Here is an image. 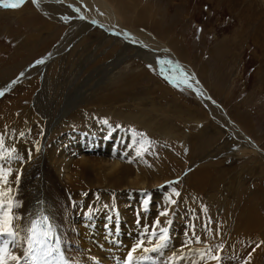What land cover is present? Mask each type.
<instances>
[{
    "label": "rangeland",
    "instance_id": "rangeland-1",
    "mask_svg": "<svg viewBox=\"0 0 264 264\" xmlns=\"http://www.w3.org/2000/svg\"><path fill=\"white\" fill-rule=\"evenodd\" d=\"M41 1L55 5L62 2L67 14L63 10L54 13L41 10L36 5L38 0L35 3L24 0L14 9L0 7V90L11 80L19 79V84H13V89L5 91L0 99V160L3 165L12 163L13 159L2 157L17 153L13 163L21 168L15 174L0 177L3 210L7 212L6 207L14 195L29 197L36 189L34 179L46 180L40 167L43 163L48 172L46 154L52 151L60 154L62 141L73 138L76 142L84 134L93 140H104L102 128L108 124L111 131L125 130L132 136V142H141L142 156L133 150V161L141 158L149 175L158 176L160 180L167 178L162 182L150 179L145 185L162 186L163 202L168 197L181 205L175 208L182 216L181 221L174 222L178 231L175 235L188 238L183 226L189 224V229H193L195 225L185 221L188 210L184 204L194 202L193 208L210 206L207 231L204 221L196 223L199 235L204 238L203 244L185 247L186 251L197 247L185 254L198 253V258L186 260L187 264H249L252 254L257 257L264 252V0H102L114 13L115 20L100 13L98 19H94L89 13L85 14L86 6L81 11L74 0ZM249 5L251 10L247 11ZM92 20L99 24H93ZM119 24L130 30H127L128 39L135 37V33L138 39L125 40L126 35L116 29ZM67 37L72 41L71 46L65 45L62 52H57L61 41ZM137 40L143 43L140 48L150 59L135 55ZM173 42L180 47L178 50L171 47ZM156 46L162 51L154 49ZM164 52H173V56L170 53L172 62V58H176L175 61L193 71L202 83V92L215 106V102L219 103L218 107L222 105L229 121L237 123L246 140L263 153L252 145V148L246 147L237 140L225 120L205 108L201 99L203 93L200 95L195 86H188V79H183L185 73H172L167 69L168 57ZM158 59L159 66L155 64ZM157 71L168 78L177 77L179 83L169 84ZM20 73L24 78H19ZM40 100L47 103L46 106L50 103L46 108L52 121L58 119L51 134V130L45 132L46 115H25L40 110ZM69 109L80 110L77 124L71 122L70 115L66 116ZM158 110L169 114L174 128L171 134L164 130L159 132L164 121ZM63 111L65 116L59 118ZM102 112L111 114L106 117ZM131 114L154 119L153 128L146 129L142 122L129 117ZM63 127L68 130L65 132ZM87 127L94 135H89ZM47 132L49 136L43 142ZM76 156L69 159L73 171L82 160ZM131 168L137 170L133 164ZM97 169L94 167L95 171ZM81 175L85 180L78 185V195L74 198L77 203L90 200L94 191L84 187L92 188L97 182L92 173ZM166 181L171 184H165ZM152 191H146L149 197L144 198L145 205L148 202L149 206L153 205L148 201ZM118 195H110L109 199L119 203ZM193 195H198L196 202L192 201L195 200ZM91 206L86 203L85 211ZM104 212L105 209L98 210L96 217L105 216ZM169 217L167 220L173 224L174 214ZM169 233L171 230L168 236ZM241 235L248 238L243 246L240 245L244 244ZM173 249L180 247L173 246ZM206 249L210 252L201 258L200 254ZM171 250L165 257L174 264L177 257L173 254L179 252ZM210 255L219 256L220 260H211ZM256 262L264 264V256Z\"/></svg>",
    "mask_w": 264,
    "mask_h": 264
},
{
    "label": "bare ground",
    "instance_id": "bare-ground-1",
    "mask_svg": "<svg viewBox=\"0 0 264 264\" xmlns=\"http://www.w3.org/2000/svg\"><path fill=\"white\" fill-rule=\"evenodd\" d=\"M63 1H66V0H63ZM74 1L79 6H76L75 4L74 5L78 9L81 8L80 9L81 11H82V7L84 8V6H86L87 8L85 10L86 11L85 14L89 13V15L94 19L97 17V15L99 16V13L105 17L111 18L112 20L116 19L115 16H112V15H114V13L108 8V5H106L105 3L102 2V0H74ZM62 4L63 3L61 2V5ZM36 5L38 7H40L41 10L46 9V11L48 13H54V12H57L60 10H63V12H66V9L63 6H61L59 4L55 5V3L54 4H44V2H42L41 0H38V3ZM0 7H2V6H0ZM250 7L251 6L249 5V7H247L246 10L247 11L251 10ZM131 8L133 9L134 7L132 6ZM141 12L143 13V11H141ZM58 13H60V12H58ZM75 13H78V12H75ZM66 14H67V12H66ZM140 18H141V15H140ZM96 19H98V18H96ZM256 19L258 20L257 17H256ZM125 20H126V18H125ZM109 22H110V19H109ZM92 23L95 25L99 24L97 21H93V20H92ZM105 23H106V21H105ZM116 29L119 30L121 33H123V35L124 34L126 35L125 40H128V42L129 41H135V39H138V36H136V33L133 34V36H135V37H132V39H128L127 37L130 35H128L127 30H129V29L125 30L124 28H122L120 26V24H119V28H116ZM118 34H119V32H118ZM146 39H148V38H146ZM150 41H152V40L150 39ZM61 42H62L61 47L57 49V52H59V53L62 52L63 46L70 45V43H72V41H69L68 37H67V39H64ZM141 43L142 42L137 40V42H136L137 45H135V47H136L135 55L137 57L150 59V57H147L146 54L141 50L142 48H140V46H144L143 43L142 44ZM151 43H153V42H151ZM148 45H150V44H148ZM128 46H130V45H128ZM152 46H148V47H152ZM156 47L154 49L161 50L159 47H157V48ZM171 47L173 49H176V50H178L180 48L174 42H173ZM124 48H125V50H128V47H124ZM151 53H153V52H150V54ZM164 53H165V55H167V57H168V55L170 56V53L173 56V52H169V53L164 52ZM179 56H180V54H179ZM61 59H63V58H61ZM172 59H174L173 63L176 64V61H175L176 58H172ZM155 64L159 66V59H158L157 63H155ZM180 68H181V71L183 73H185L186 76H188L187 79L189 81V84L191 85V88L193 86H195L196 87L195 89L201 95L203 87L201 86V88H200V84L197 83L196 79L194 78V75L190 72L189 68L184 67L182 64H180ZM112 73H114V72H112ZM26 74H29V73H26ZM20 77L24 78V76H20ZM55 88H56V86H55ZM205 91H207V90H205ZM39 93L41 94V92H39ZM118 97H119V95H118ZM200 97L201 96H199L198 98H200ZM201 99L202 100L204 99L203 103H204L205 108L206 107L209 108L208 110H210V112L212 114H215V113L218 114L219 115L218 117L220 119L225 120L227 122L226 124L231 126V131L235 134L237 140L245 143L246 147H250V148L253 147V148H255V150H257L259 152L261 151L263 153V151L261 149H259L258 147L256 149V147L254 146V144L252 142H248V140H246V137L244 135H242L241 130H240V126H238L237 123L235 124V123L229 121V119H228L229 117L225 113L226 111L224 112L223 110H221L222 108L220 106H222V105H220L219 107L215 106L213 104V102H211L209 100L210 97L204 93H203V96ZM107 100H109V99H107ZM39 104L42 106V107H40V110L35 109L34 112L29 111V112H27V114H25V113L24 114L26 116H30L32 113L33 114L36 113L39 116L46 115V116H44V118L46 119L48 126L46 127L45 132H46V130H51V132H50V134H51L52 129H54V126L56 124H58V122H57L58 119L52 121V119H51L52 115L50 114V111L47 110V108L50 107V103H48V105H47L48 107H47L46 106L47 103L44 104L43 101L40 100ZM40 105H38V108ZM35 107L36 106H34V108ZM115 109H117V108H115ZM121 111H122V109H121ZM66 112H67L66 116L67 115L71 116V118H72L71 122L77 124L78 123L77 118L81 115L80 110L72 109L70 111V109H69V111H66ZM125 112L128 113V111H125ZM158 112H159V110H158ZM158 112H157V114H158ZM159 113H162L161 114L162 119H163L162 121H164V123H163L164 125H163V127H161V129H159V132L162 133L161 130H164V131H166L167 134H171L173 132L174 128L172 127L173 126L172 121H170V119H169V114L166 112H159ZM64 114L65 113L63 111V113L59 114V118L60 117L63 118L65 116ZM110 114H111V112L110 113L109 112H102V116L104 115L106 117H109ZM129 117L137 120L139 123L142 122L146 129L150 130L153 128V126H151V125L154 124L153 123L154 119L148 118V116H145V115L141 116V117H144V119H141L140 117L132 116V114H131V116H129ZM193 118H194V116H193ZM158 122H159V119H158ZM95 126H97V125H94V127ZM98 127L100 128V126H98ZM87 129H88L89 135H91V136L94 135L95 132L93 133V131L90 127H87ZM63 130L66 132L68 130V127H63ZM96 130H98V129H96ZM102 130L105 131V134L103 133L104 137H105L104 140H99V139L93 140L91 137L87 136V134H84V137L79 139L76 142H74L73 138H68V139L62 141L61 147L63 149L60 153L61 155L55 151H52L50 154L45 153L46 155H45L44 161L47 164L48 172L45 170L43 163L40 164V167L43 170V175H44L46 180L34 179L33 181H34V185H35L36 189L33 192H31L30 196L27 198H22V197L14 195L12 200H11V204H9L6 207L7 212H5L3 210L2 205H4V204L0 203V209L2 210V211L0 210V217H3V213H7V218H11V223L8 225V227L11 231L17 233V235H16V247H13L12 244L9 243L7 246V251L12 255L23 256L24 248L27 247V245H26V233L21 232L20 229L23 227H29L30 222L34 218H36L41 212H45L50 216L51 220L57 225V227L60 231L62 240H63L64 249H65V251L69 257L71 264H124V262L126 261L128 251L131 250L134 247V245H136L138 243H140L142 246L139 249H137V251L135 253H133V255L138 256V257L147 255V256L151 257L150 260L141 261L140 264H170L171 261L168 262L167 258L165 257L166 256L165 253L167 251H170L171 249H173V246L180 247L179 250H175V249H173V251L171 250L173 253H175V251L179 252V254H173L174 256L177 257V261L174 264H187L185 262L186 260L188 262L190 258L191 259L198 258L197 252H194L193 254H185V252H190L192 250L194 251L195 249H197V247L200 244H203L204 238L203 237L201 238V236L199 235L200 229H199V227H197L196 223L199 222L200 220L204 221V224H205L204 229L207 231L208 225H210V220H209L210 212L208 211V209H210L208 207H210V206L206 205V207L204 206L202 208V206L200 205L198 208H193V206H195L194 202H189L188 205L184 204V207L187 208V210H188L187 211L188 215H187L185 221H189L190 225H191V222L192 223L194 222V224H195L194 227L196 226V228L193 227V229L192 228L189 229V224L183 226V232L185 235L189 234L188 235L189 239L186 238L184 235H179V236L175 235V233L178 231L176 230V226H174V222L176 220L181 221V218H182V216H179L177 214V211H175V208L177 210V207L179 208V207H181V205L173 203L174 201L169 200L168 197L166 198L165 203H164L163 202L164 201V195H163L164 193H163V191H161V189H157L158 186H153V187H155L153 189V187L149 188L145 185V181L150 180V179H152L155 182H158V181L162 182L164 180H167V178L165 177L164 179L160 180V178L158 176L149 175L144 169L145 162L141 158L137 157L136 160L133 161L132 151L134 150L136 152H139L142 156L143 150H142L141 142H132L133 138L128 132H126L125 130L124 131L118 130V128L116 131H111V128L108 124H106V126L104 125ZM143 131H144V129H143ZM112 134H114V135H112ZM48 136H49V132H47L43 136L42 141L44 142V140L47 139ZM67 136L68 135L66 134L65 137H67ZM41 144H42V142H41ZM251 145H252V147H251ZM20 147H21V145H20ZM40 147H41V145H40ZM12 152H14V151H12ZM12 155H13V153H12ZM73 155H77L76 157H79L82 159L80 166H78V165L75 166V171H73L71 169V164L69 162V159L72 158L71 156H73ZM17 157H18L17 153L11 157H10V154H4L3 155L2 158H11L13 160H11L12 163H7L5 165H3L2 161L0 160V170H2V171H0V177H2L4 174H15L16 172L21 170V168L18 164L13 163V161ZM262 158L264 159L263 156H262ZM0 159H1V157H0ZM72 159H74V158H72ZM5 161H7V160H5ZM91 161H96L97 163L95 162V163L89 164V162H91ZM131 164H133L137 168V170L132 169ZM31 165H32V163H31ZM94 167L98 168L97 171L94 170ZM82 173H87V174L92 173L94 176H96L93 180L97 181V182H96V185L92 188L84 187L85 190L87 189V191L88 190L94 191L91 194L92 196L89 197L90 200L79 201L81 203H79V202L77 203L74 198L77 197V195H78L77 194L79 191L78 185L80 182H83L85 180L84 176L81 175ZM30 174L32 176H35V174H32V173H30ZM203 178L204 177L202 176V179ZM62 181L66 182L67 184L62 185V183H63ZM102 183H104L103 186L101 185ZM115 186H117V187H115ZM66 190H68L70 192H67ZM147 190H150V191L153 190L151 192L152 196L150 197V200H148V201L152 202V203L150 202V204H153L151 206L148 205L149 202L147 203V205H145L143 202V200L146 196L149 197V194L146 192ZM185 190L186 189H184V192H187V190L186 191ZM200 191H203V189H201ZM84 192H86V191H84ZM129 192H132V193H129ZM177 192H179V190ZM65 193H67L69 196H67ZM116 193H118L119 194L118 196L121 197V201L119 203H118V201L115 202V201H112L109 199L110 195L113 196ZM173 197H174L173 199H176V195H173ZM197 197H198V195L194 196L195 200H192L193 197L191 198V200L196 202V199H198ZM135 198H137V199H135ZM154 199H156V200H154ZM159 199H161V200H159ZM146 200H147V198H146ZM161 201H162V203H161ZM86 203L92 205L89 208V210H87V211H85ZM9 207H11V211H9ZM121 207L125 209L124 212H122ZM100 209H105L104 215L107 216V218L105 216H97L96 217L97 212ZM118 209L120 212L118 211ZM164 211H167V213H168V215H166L167 216L166 219H165L166 216L159 215L160 212H164ZM173 214H174V217H172L173 224H168L167 221H169V220H167V219L168 218L170 219L169 216H171ZM217 220H219V219H217ZM158 221H159V223H157ZM169 225H171V227ZM217 226L220 227L221 223L217 224ZM161 227L167 228L168 232L170 230L172 232V233H169V239L170 238L171 239H170V242H168L167 247L165 249L161 250L160 252L149 251V252L145 253L143 251L144 248L151 249V248L155 247V245L158 243L157 237L159 235V229ZM154 232L156 233V236L153 235ZM194 236H199L201 242L200 243H196V242L194 243L193 242ZM235 237H237V236H235ZM236 239H238V237ZM241 239L244 242V240L246 238L242 237V235H241ZM4 240H10V238L6 234L4 236L0 235V244H2V242ZM192 244H196L197 247L195 246L196 247L195 249H191V250L186 251L185 247H189ZM239 244H240V241H239ZM240 245H242V246L245 245V242H244V244H240ZM192 246H194V245H192ZM252 249H253V247H252ZM259 251L260 250H258V252ZM107 256H109V257H107ZM263 256H264V252H262L261 254H258L257 257L252 254L249 257L250 260L248 262H249V264H250V262H253V264H258L256 261H258L259 258L262 259ZM106 257H107V259H106ZM181 257H183V260H181ZM10 264H15V262H10ZM20 264H24L23 260H21Z\"/></svg>",
    "mask_w": 264,
    "mask_h": 264
},
{
    "label": "snow or ice",
    "instance_id": "snow-or-ice-1",
    "mask_svg": "<svg viewBox=\"0 0 264 264\" xmlns=\"http://www.w3.org/2000/svg\"><path fill=\"white\" fill-rule=\"evenodd\" d=\"M35 3L36 0H33ZM24 0H0V6L4 8H18ZM37 63H43V61H37ZM191 87V85H188ZM0 95H3L0 92ZM105 123H107L105 121ZM2 171V170H0ZM179 195V193H175ZM174 203V202H173ZM11 211V207H9ZM159 215H168L167 211L160 212ZM50 218L46 215H41L39 219L32 220L30 222V227H23L20 229L21 232L26 233V243L27 247L24 248L23 256L12 255L7 251V246L9 243L13 247H16V232L9 229L8 225L11 223V218H7V213H3V217H0V235H7L10 240H4L0 244V264H10V262H15V264H20L23 260L24 264H69V261L64 257V253L61 251V238L56 233V226L49 223ZM159 223V221L157 222ZM171 224V221H167ZM156 236V233H153ZM158 243L155 247L149 249L144 248L145 253L160 252L165 249L169 242L168 229L161 227L159 229V235L157 237ZM194 242L200 243V237L194 236ZM142 245L140 243L134 245V247L128 251L126 261L124 264H140L141 261L150 260L151 257L145 256H134L133 253L137 251ZM210 249H206L205 253H201V258H203ZM211 260H220L219 256L210 255L208 257ZM183 260V257H181Z\"/></svg>",
    "mask_w": 264,
    "mask_h": 264
},
{
    "label": "water",
    "instance_id": "water-1",
    "mask_svg": "<svg viewBox=\"0 0 264 264\" xmlns=\"http://www.w3.org/2000/svg\"><path fill=\"white\" fill-rule=\"evenodd\" d=\"M161 72V71H160ZM159 75L162 77V78H164L169 84H176V82H174V78L172 79V78H168V77H166L164 74H162V73H159ZM172 79V80H171Z\"/></svg>",
    "mask_w": 264,
    "mask_h": 264
}]
</instances>
